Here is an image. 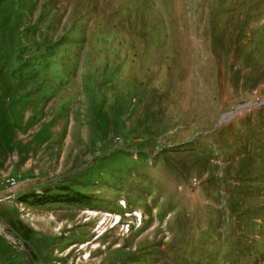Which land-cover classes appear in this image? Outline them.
<instances>
[{
    "label": "rangeland",
    "instance_id": "374dc122",
    "mask_svg": "<svg viewBox=\"0 0 264 264\" xmlns=\"http://www.w3.org/2000/svg\"><path fill=\"white\" fill-rule=\"evenodd\" d=\"M243 263L264 0H0V264Z\"/></svg>",
    "mask_w": 264,
    "mask_h": 264
},
{
    "label": "built area",
    "instance_id": "2783aa9c",
    "mask_svg": "<svg viewBox=\"0 0 264 264\" xmlns=\"http://www.w3.org/2000/svg\"><path fill=\"white\" fill-rule=\"evenodd\" d=\"M12 181H13V183H14V182H15V179H13Z\"/></svg>",
    "mask_w": 264,
    "mask_h": 264
},
{
    "label": "trees",
    "instance_id": "16d2710c",
    "mask_svg": "<svg viewBox=\"0 0 264 264\" xmlns=\"http://www.w3.org/2000/svg\"><path fill=\"white\" fill-rule=\"evenodd\" d=\"M42 202H44V201H42ZM42 202H41V203H42Z\"/></svg>",
    "mask_w": 264,
    "mask_h": 264
},
{
    "label": "crops",
    "instance_id": "0c3cea01",
    "mask_svg": "<svg viewBox=\"0 0 264 264\" xmlns=\"http://www.w3.org/2000/svg\"><path fill=\"white\" fill-rule=\"evenodd\" d=\"M244 264V263H243Z\"/></svg>",
    "mask_w": 264,
    "mask_h": 264
}]
</instances>
